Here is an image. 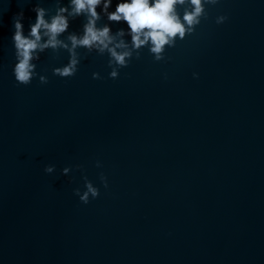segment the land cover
Returning <instances> with one entry per match:
<instances>
[{"label":"water","instance_id":"1","mask_svg":"<svg viewBox=\"0 0 264 264\" xmlns=\"http://www.w3.org/2000/svg\"><path fill=\"white\" fill-rule=\"evenodd\" d=\"M36 3L50 17L69 0H0V264H264V0L207 6L164 60L144 48L116 79L85 49L53 75L68 53L49 49L48 83L22 85L12 17L27 33ZM69 21L62 38L82 34L84 16ZM84 176L100 192L87 204Z\"/></svg>","mask_w":264,"mask_h":264},{"label":"clouds","instance_id":"2","mask_svg":"<svg viewBox=\"0 0 264 264\" xmlns=\"http://www.w3.org/2000/svg\"><path fill=\"white\" fill-rule=\"evenodd\" d=\"M218 3L219 0H118L115 10L109 11L112 0H69L68 5L57 7L50 17L49 10L36 3L32 8L35 19L30 23L27 33L24 28L25 13L21 8L12 17L15 81L29 85L38 77L41 84H47L48 77L37 71L35 61L40 59L41 53L49 49L55 54H59L61 50L68 53V62L54 67L53 75L62 78L74 76L82 59L78 49H85L86 54H107V65L111 69L109 77L116 79L120 69L127 67L134 57L139 59L144 48L149 50L155 61L164 60L167 48L175 47L178 39L183 40L186 35L192 34L201 21L208 18L207 6ZM98 8L106 14L108 21L127 24L130 44L124 39V29L113 34L108 24L98 26L97 22L101 19ZM180 9H183L182 15ZM79 16L85 18L82 34L72 32L62 38L70 27L69 17ZM226 19V16L219 15L215 22L221 24ZM193 76L198 74L193 73ZM92 77L103 78L98 72H93ZM101 166V162L97 160L96 167ZM75 167L82 169V165ZM71 169L72 166H65L62 174L68 175ZM44 171L53 173L55 165H46ZM83 179L84 190L81 192L80 188H76L74 192L80 201L87 204L90 197L96 198L100 192L87 176ZM100 180L107 188L108 180L103 173Z\"/></svg>","mask_w":264,"mask_h":264}]
</instances>
